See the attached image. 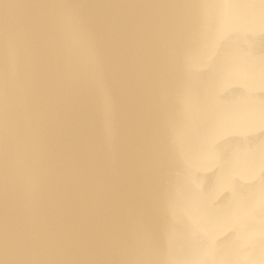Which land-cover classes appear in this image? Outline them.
I'll return each instance as SVG.
<instances>
[{"label":"bare ground","instance_id":"bare-ground-1","mask_svg":"<svg viewBox=\"0 0 264 264\" xmlns=\"http://www.w3.org/2000/svg\"><path fill=\"white\" fill-rule=\"evenodd\" d=\"M0 264H264V0H0Z\"/></svg>","mask_w":264,"mask_h":264}]
</instances>
